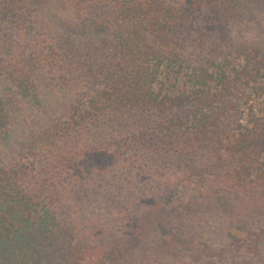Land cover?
<instances>
[{
  "label": "trees",
  "instance_id": "1",
  "mask_svg": "<svg viewBox=\"0 0 264 264\" xmlns=\"http://www.w3.org/2000/svg\"><path fill=\"white\" fill-rule=\"evenodd\" d=\"M247 1L253 0L180 5L165 0H4L0 6V19H22L32 7L47 5L38 17L49 14L48 26L55 32L43 58L38 60L36 52L34 65L74 70L80 99L86 89L100 88L83 99L82 113H70L69 120L90 126L93 135L87 136L93 138L106 131L107 140L95 141L102 147L113 141L106 151L92 149L96 168L90 179L96 182L99 209L121 208L111 215L118 218L114 222L119 230L107 237L112 255L117 245L128 264L171 259L170 264H178L176 258L192 263L200 258L201 264H264V44L252 43L250 50L222 38L210 42L199 34L195 39L183 31L186 21L201 12H210L213 20L240 18L238 8ZM3 22L10 20H3L0 28ZM208 43L212 59L207 65L200 53L186 52ZM35 46L39 48L38 41ZM236 52L246 53L235 65L229 57ZM220 55L225 57L216 59ZM6 80L25 95L41 88L24 86L26 76L19 69ZM64 132L62 124L55 125L41 140L52 142ZM138 147L141 154H136ZM70 156L63 155V163L70 165ZM142 161L149 170L157 169L159 194L152 203L134 197L147 181L135 169ZM169 164L176 168V181L164 179L173 170ZM79 183L84 185L82 179ZM37 208L45 231L55 223L50 207L32 204L10 183L0 185V258L8 260L17 246L21 250L35 244ZM203 216L224 233L216 246L194 245L203 231Z\"/></svg>",
  "mask_w": 264,
  "mask_h": 264
},
{
  "label": "rangeland",
  "instance_id": "2",
  "mask_svg": "<svg viewBox=\"0 0 264 264\" xmlns=\"http://www.w3.org/2000/svg\"><path fill=\"white\" fill-rule=\"evenodd\" d=\"M165 1L180 5L194 0ZM3 2L4 0H0V6ZM46 10L47 5L34 6L29 10L30 14L26 13L22 19L12 15L0 19V23L10 20L3 22L0 28V185L10 183L32 204L49 206L55 215V223L43 231L40 209L37 208L33 214L36 231L39 233L35 244L21 250L17 246L8 260L0 258V264H128L127 256L121 258L122 252H118L117 245L112 255V245L107 237L112 231L119 230L116 226L118 222H114L118 218L111 215L121 208L111 210L104 205L103 209H99L94 191L96 182L90 179L92 171L96 168V157L92 154V149L101 148L106 151V145L113 141L105 142L102 147L101 142L95 141L99 138L100 141L107 140L106 131L98 138H93L87 136L93 135L90 126L82 128L69 120L70 113H76V110L78 114L82 113L83 99L95 95L100 88L86 89L80 99L76 94L78 78L75 77L74 70L64 73L58 72L57 67L49 70L45 64L34 65L36 52L38 60L43 58L44 53L50 49L49 45L55 32L48 26L49 14L45 15V19L38 17ZM54 11L64 17L68 15L66 11ZM238 11L240 18L230 17L227 21L225 18L213 20L215 16L210 12H201L186 21L183 31L190 33L195 39L199 34L204 35L210 42L222 38L234 45L249 47L250 50L252 43L264 44V3L247 1L239 6ZM13 21H16L18 26H14ZM210 27L212 30L208 31ZM36 41L39 48L35 46ZM206 47L207 50L204 49ZM210 47L208 43L199 50L188 49L186 52L200 53L205 59L203 64L207 65L212 59ZM8 50L11 52L7 53ZM177 51L181 52L182 49L177 47ZM244 53L246 52H236L229 58H232L235 65L241 64ZM223 57L225 56L220 55L216 59ZM15 69L25 73L24 86L32 83L43 90L40 88V92L37 90L36 94L25 95L22 91L11 88L6 76ZM61 124L65 132L61 133L59 139L52 142L44 138L41 140V136L43 137V133L49 128ZM64 124L69 126L64 127ZM122 138L123 136H119L117 139ZM115 148L111 146V149ZM141 153L142 149L136 150V154ZM65 154L71 155L68 159L72 157L70 165L62 161L66 159H62ZM84 154L83 160L75 159ZM170 164L169 167L173 170L171 173H165L164 179L176 181L177 177L172 176L176 168ZM81 165L83 169L80 168ZM135 169L142 172V178L147 177V181L140 189H136L134 197L145 198L148 203H152L159 194L157 169L149 170L146 161L137 163ZM84 178H87V181ZM81 179L84 185H80ZM153 206L155 203L151 204V207ZM199 222L202 223L200 228L203 231L199 237L202 241L197 240L194 244L197 248L216 246L224 240V233L217 229L209 217ZM121 243L123 251L125 243ZM2 247L4 248V245ZM184 247L186 248L187 244ZM176 259L178 264H201L200 258L195 263L187 258ZM171 260L164 264H170ZM146 262L147 260H144L140 264ZM132 263L131 261L129 264Z\"/></svg>",
  "mask_w": 264,
  "mask_h": 264
}]
</instances>
